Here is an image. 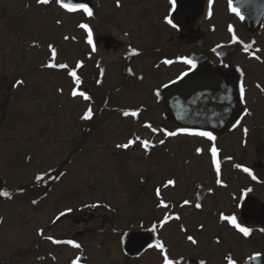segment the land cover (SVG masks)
I'll return each instance as SVG.
<instances>
[{
	"label": "flooded vegetation",
	"instance_id": "1",
	"mask_svg": "<svg viewBox=\"0 0 264 264\" xmlns=\"http://www.w3.org/2000/svg\"><path fill=\"white\" fill-rule=\"evenodd\" d=\"M85 3L92 10V16H88L83 10L68 12L67 9L61 8L56 0H50L47 5L39 4L34 0V3L25 4L26 10L19 13V18L11 17L3 20L6 23L5 27L16 35L17 45L10 59L8 57L4 60L9 61L10 64L7 71L0 73L2 142L16 140L11 136L14 134L13 131L7 129L6 125L12 114L23 113L29 83L27 77L23 75L32 64L30 59L29 62L26 59V51L31 45L38 46L41 43L39 38L26 39L22 33L23 20L20 18L28 10H31L32 18H35L36 22H48L43 19L48 17L52 7L56 8V13L58 10L70 15L82 13L83 20H77L73 26L83 32V44L87 47V59L82 65L86 67V76L88 72L93 71L87 80L93 87L91 89L95 91L92 92L91 89L87 91L90 96V101H87L94 105L101 100H103L102 104L105 102L110 104V94L127 86L126 83H119L112 89L105 83L108 66L122 63L107 62L103 55L109 54L117 55V60L126 62L129 60L132 63L136 61L134 66L127 67L128 73L125 77L128 81L138 79L144 82L145 68L153 70L154 64L160 74H164L160 70L162 66L176 70L177 82L212 75L217 83L219 81L224 84L225 90L222 93L213 90L212 86L216 84L214 83L210 86L206 84L204 90L198 87L197 91L192 89L185 91L188 93L186 95L188 101L182 99L185 104L187 102L190 104L188 111L190 118L206 124L191 126L186 123H176L172 117L166 92L177 82L171 83L169 76L168 80H164L165 82H160L158 77H150L145 85L147 92L155 94V106L165 103L168 109L162 116L168 126L162 128V132H157V135H162V139L183 138L178 187L175 188V184L165 187L167 181L173 179L163 178L160 175L149 177L151 169L145 171L136 165L137 167L131 169V175H138L137 182L140 184L147 177V184L135 187L131 194L134 197L133 202L141 203V211L146 209L148 218L147 222L140 217L125 222L128 220L126 216H129V211L126 212L127 207L122 204L130 205L120 202L123 194L130 193L125 176L113 171L108 173V178L92 181L87 175V179L81 180L85 186L83 198H78L81 201L86 200L89 197V190L96 188L92 193H97L101 198V201L97 202L99 206L92 208L86 207L90 204H85L77 207L76 210L72 204H67L68 207L64 208L66 209L64 211L50 212L53 216L51 222L47 225L38 224L35 234H32L33 242L36 243L13 245L23 251H15L11 254L13 256L18 254L16 258L18 262L10 260L6 263L29 264L21 259L26 258L27 253L31 252V259L34 261L59 264V255L53 250L60 248L62 254L75 251L74 255L68 256L69 259L65 264H163L165 254L174 261L178 260L180 264H200L202 260L206 261V264H228V257H231L235 264H264V232L260 231L264 228V90H262L264 89V0H232V7L240 9L241 15L244 16L243 20L231 11L229 0H211V5L209 0H175V6L171 0H119V6L117 0H85ZM109 3L114 7V10L113 8L108 10L110 14H115L113 22L110 15L107 19L109 21L102 18L101 9ZM209 11H211L210 16ZM169 19L176 27H172L167 22ZM70 22L72 24L73 20ZM81 24H87L92 29L95 51H92L93 46L87 43V29L81 28ZM230 27L232 31H229ZM1 31L4 35L2 38L5 39V29L2 27ZM233 34L237 37L235 42L232 39ZM134 39H139L144 44L137 46ZM245 44L251 45L248 52L243 50ZM146 45L147 48H144ZM133 50L138 54L132 55ZM256 56L260 59L257 60ZM28 58L32 57L28 56ZM166 59L171 60L172 63H163ZM184 59L193 60L196 68L190 71L191 66L185 64ZM139 62L143 64L140 69L136 66ZM41 69L40 65H35L29 71L38 73ZM73 70L72 67L69 72ZM94 70H97L96 74ZM186 71L189 73L188 76L178 80L177 78ZM155 80H158L157 84H154ZM17 81L23 83L17 85ZM241 82L245 88L243 102L239 93ZM152 84L156 86L151 89ZM219 86L218 83L217 87ZM157 90L159 96L156 95ZM220 96L225 98L231 96L232 99L225 101L220 99ZM102 104H100L101 108L104 107ZM153 106L154 103L151 102L141 103L139 107L149 110ZM245 108L250 114L245 115ZM184 119L186 118L182 120ZM18 126H21V122ZM171 127L172 131L177 132L181 128L210 131L216 140L209 141L205 137L183 133L175 137H166L164 132ZM244 128L248 129L247 135L244 133ZM150 134L152 135V132ZM149 137L146 136L142 140L149 141ZM156 137L154 135V139ZM213 144L218 150L217 159L221 167L219 176L215 172L209 151ZM197 148L202 149V153L198 154ZM7 153L11 158L16 150L3 151L0 147V193H9L8 196L0 195L1 208L10 202L33 200L36 197L33 192L27 191V185L7 184L3 171H13L10 168L12 160L10 158L7 161L2 160ZM236 165L241 167L238 168ZM102 166L106 165L102 164ZM244 167L249 168L257 179L253 180L248 173H245ZM93 171L96 173L95 170ZM140 172L143 174H139ZM67 174V170L59 169L58 172L52 168L40 179H33L34 187L38 189L35 194H40L39 191L45 189V192L40 194V198H35L36 210H42L38 208L42 205L43 199L53 190V185L62 183ZM218 179L221 181L220 184L217 183ZM101 182L105 184L98 187L97 184ZM50 185L51 187H48ZM249 188L252 191L244 195ZM157 189L160 190L159 196ZM186 200L189 203L185 205ZM161 201L168 207L160 205ZM196 204H200L201 207L196 208ZM62 212L65 215L61 216ZM221 213L235 215L242 226L253 229L250 236L244 237L227 221H221L219 219ZM166 215L171 219L161 227V221ZM177 215L180 217L179 220L175 219ZM3 216L4 211L0 210V225ZM173 221L177 223L174 224L176 227L171 229L169 225ZM153 225L156 226L155 231H152ZM181 226L186 231H182ZM126 233L131 235L133 243L124 241ZM188 236H193L198 243L191 244L187 240ZM47 237L63 241L72 240L80 247L76 248L64 243L54 244ZM2 238L6 239V236L3 234ZM97 238L100 239L99 243L93 244L92 240ZM157 240L164 244V252L155 247L148 248V244L155 245ZM92 244L96 251L91 249ZM7 245L10 247L8 241ZM13 246L10 248L11 251Z\"/></svg>",
	"mask_w": 264,
	"mask_h": 264
},
{
	"label": "rangeland",
	"instance_id": "2",
	"mask_svg": "<svg viewBox=\"0 0 264 264\" xmlns=\"http://www.w3.org/2000/svg\"><path fill=\"white\" fill-rule=\"evenodd\" d=\"M31 3H34V0H0V73L7 71L10 64L9 61L5 62L4 60L8 57L10 59V55L17 45L15 42L17 41L16 35L12 30H8V27H5L6 23L3 20L11 17L19 18V13L26 10L25 4ZM112 8L114 10V7L109 3L101 9L103 10L102 18L105 21H109L107 20L108 15L111 17V22L115 20V14H110L108 11ZM55 9L52 7L48 17L43 19L48 20V22H36L35 18H32L31 10L26 11L25 15L20 18L23 20L21 26L24 37L26 39L39 38L41 43L38 46L31 45L30 49L26 51V59L28 62L30 59L32 64L23 75L25 78L27 77L29 82L23 113L15 112L12 114L6 125L7 129L13 131L14 134L10 135L16 140L2 142L0 139V147L3 151L16 150L15 155L11 158L7 153L2 159L3 161H7L9 158L12 160L10 168L13 171H3L7 184H20L19 186L31 184L34 186V177H43L49 169L57 168L60 165H63L62 169L67 170L68 174L62 183L53 185V190L43 199L41 205L43 207L39 206L38 208H42L41 211L35 209L37 201L36 204L33 201L37 197L40 198V194L45 192V189L39 191L38 196L35 194L38 190L35 187L27 190L36 196L33 200H18L3 205V208L0 207V210L4 211L0 232L6 236L5 239L0 235L1 264L8 263L10 260L18 262L16 259L18 254L16 256L11 254L23 250H19L18 246L13 245L18 243H29L30 245L32 243L33 245L36 243L33 242L34 235L32 234H35V228L38 224L47 225L51 222L53 216L50 212L64 211L66 210L64 208L68 207L67 204H72L77 210L79 206L97 204L101 201L97 193H92L96 188L89 190V197L86 200H79V198H83V188L85 187L81 180L87 179V175L92 181L108 178V173L113 171L120 172L125 176L128 184L127 189L130 191L128 194H123L120 199L121 203L130 204L128 206L122 204L127 207L126 212L129 211V216H126L128 220L125 222L134 221L138 217L147 222L148 218L145 213L146 209L141 211V203L133 202L134 197L131 194L135 187L147 184V177L140 184L137 182L138 175H131L130 171L137 167L136 165L145 171L148 168L151 169L149 177L160 175L163 178L173 179L175 188L179 185V162L184 147L183 138L163 139L165 143L163 145L159 143L163 136L157 135V132H162V128L168 126L162 117L168 109L165 103L155 106V94L147 92L145 88L150 77H158L159 81L163 82L168 80L167 77L169 76L170 81H173L178 75L177 71L171 67L162 66L160 70L164 74H160L153 64V70L145 68L144 82L138 79L128 81L125 77V74L128 73L127 67L128 65L129 67L130 65L134 66L136 61L132 63L129 60L128 62L117 60L118 56L114 54L103 55L109 63L122 62L115 66H108L107 79L105 80L107 86L112 89L119 83H126L127 86L114 94H110V104L107 102V105H103L104 107L100 111V103L103 100L94 105L89 102L90 100H84L81 96L73 97L71 95L74 89L77 92L83 91L88 95L87 91L93 88L87 80L93 71L92 73L88 72L89 75L86 76V67H77L78 63H84L87 59V47L83 44L82 39L83 32L73 26L77 20H83L82 13L70 15L60 10L56 13ZM71 20H73L72 24ZM2 27L5 29V39L2 38L4 36L1 31ZM46 27L48 29H45ZM131 33L134 32L131 31ZM121 40L125 41L126 39ZM134 40L137 46L144 44L139 39ZM47 44L48 49H46ZM49 45L57 51L54 61L50 57ZM144 48H147V45ZM28 56L32 58H28ZM49 62L64 63L68 67L65 69L48 68L45 65ZM35 65L42 67L38 73L29 71ZM142 65L140 62L136 63L138 69ZM72 67L77 76L81 78L80 85H76L74 78L69 75ZM96 73L97 70H94V74ZM157 83L158 80H155L154 84ZM154 86L156 85L152 84L151 89ZM91 90L92 92L95 91ZM105 94L103 93V95ZM151 102L154 103V106L149 110H143L139 107L141 103ZM89 107L93 111V117L84 120L82 116ZM1 110L0 116L2 115ZM97 110L99 111L98 116H96ZM125 111H137L139 114L136 117H125L123 115ZM19 122H21V126H18ZM147 124H151L153 128H157L159 131L153 133L150 128L145 126ZM166 130L172 131L173 128ZM154 135L157 136L156 139H154ZM146 136H150L149 142L155 147L145 149L138 140L127 149L116 147V145L127 143L129 140H136L137 137L142 140ZM12 153L14 154L13 151ZM102 164L106 166L103 167ZM139 174H143V172ZM104 184L101 182L97 186L102 187ZM120 202L118 201V203ZM176 223L177 221H173L169 228L174 229ZM99 240L98 238L92 240V243L98 244ZM7 241L10 243V247L9 244L7 245ZM93 244L91 249L96 251ZM11 246H13L12 251L10 250ZM58 249L53 250V252L59 255V264H65L69 259L68 256L75 254V251L62 254V250ZM31 255V252H28L26 258L21 260L29 264H51L48 261H34L31 259Z\"/></svg>",
	"mask_w": 264,
	"mask_h": 264
},
{
	"label": "snow or ice",
	"instance_id": "3",
	"mask_svg": "<svg viewBox=\"0 0 264 264\" xmlns=\"http://www.w3.org/2000/svg\"><path fill=\"white\" fill-rule=\"evenodd\" d=\"M56 2L60 4L61 8L67 9L68 12H76V11H78V10H83V12L87 13L88 16H92V15H93L92 10H91L86 4H70V3H69V4H65V3H62L61 0H56ZM37 3L42 4V5H47V4L50 3V0H37ZM171 3L173 4V6H175V0H171ZM209 4L211 5V0H209ZM117 6H119V0H117ZM229 7H230L231 11H232L236 16H238L241 20L244 19V16L241 15V13H240V9H239V8H236V7H232V0H229ZM208 14H209V16H210V15H211V11H209ZM167 22H168L169 24H171L172 27H176V25L173 24V22H172L171 19H169ZM57 23H59V21H57ZM80 27H81V28H84V29H87V43H88L89 45H92V46H93V47H92V51H95L96 48H95V45H94V43H93V33H92V29L89 28V26H88L87 24H81ZM229 31H232L231 27L229 28ZM65 39H67V37H65ZM232 39H233L234 42L236 41L237 37L235 36V34H233ZM49 47H50V49H51V58H52V60L54 61L55 58H56V55H57V51H56V49H55L54 47H52L51 45H49ZM250 47H251V45H249V44H245L243 50H244L245 52H248L249 49H250ZM131 54H132V55H136V54H138V53H137L135 50H133V51L131 52ZM255 58H256L257 60L260 59L259 56H256ZM183 62H184L185 64L191 66V68L189 69L190 71H191V69H195V68H196V64H195V62H194L193 60H190V59H184ZM163 63H165V64H171L172 61L166 59V60L163 61ZM45 66L48 67V68H60V69H65V68L68 67L67 64H64V63L56 64V63H54V62H49V63L46 64ZM82 66H83L82 63H78V64H77V67H82ZM226 66H227V65H226ZM129 71H130V70H129ZM238 71H239V69H238ZM188 74H189V73H188L187 71H186V72H183V73L181 74V76H179L177 79H178V80H181V79H183L184 77L188 76ZM69 75H70L72 78H74L76 85H80V84H81V82H82V81H81V78H80L79 76H77V74H76L75 71H71V72H69ZM242 75H243V73L241 72V76H242ZM176 82H177V81H175V80H174V81H171V83H176ZM22 83H23V81H17V82H16L17 85H20V84H22ZM164 87H167V85H164ZM258 87H259V85H258ZM262 90H264V89H262ZM239 93H240V99H241V101L243 102L244 99H245V88H244V85H243L242 82H241L240 85H239ZM71 95H72L73 97L81 96V97H83L84 100H89V99H90V96L86 95L85 92H83V91L77 92L75 89L71 92ZM156 95H157V96L160 95V93H159L158 90H157V92H156ZM244 113H245V115L250 114L246 108L244 109ZM138 114H139V113H138L137 111H131V112L125 111V112L123 113V115H124L125 117H128V116L136 117V116H138ZM92 117H93V111H92V109L89 107V108L87 109V111L84 112V114H83V116H82V119H84V120H89V119H91ZM145 126L148 127V128H150L151 131H152L153 133H156L157 131H159L157 128H153L151 124H147V125H145ZM181 133H183V134H188V135H193V136L205 137V138H207L209 141H215V140H216V137H215V136L213 135V133L210 132V131H193V130H190L189 128H181V129H179V132H177V131H165V132H164V135H165L166 137H175V136H177V135H179V134H181ZM244 133H245V135H247V133H248V129H247V128H244ZM137 140L141 143V145H142L143 148H145V149H148L149 147H155V145H151L150 142H149L148 140H140L139 137H137L136 140H129L127 143H124V144H118V145H116V147H117V148H122V149H127V148H129L132 144H134ZM159 143H160L161 145H163V144L165 143V140L162 139V140L159 141ZM202 151H203V150L200 149V148H197V149H196V152H197L198 154H199V153H202ZM209 151H210V154H211V160H212V163H213V165L215 166V172H216L217 176H219V175H220V172H221V167H220V162H219V160L217 159L218 150H217L215 144H213V145L211 146V148H210ZM236 167L239 168V167H241V166H240V165H236ZM243 171H244L245 173H248V175H250L251 178H252L253 180H256V179H257V177H256L255 175H253L252 171H251L249 168L244 167V168H243ZM217 183L220 184L221 181L218 179V180H217ZM173 184H174V181H173V180H169V181H167V184L165 185V187H167V185H173ZM225 186H226V185H225ZM209 191H211V190H209ZM251 191H252V189H250V188L247 189L246 192L244 193V195H247V193H248V192H251ZM159 194H160V190L157 189V195L159 196ZM0 195L8 196L9 193H7V192H3V193H0ZM33 203H35V201H33ZM188 203H189V201H187V200L184 201V204H185V205L188 204ZM160 205H162V206L165 207V208L168 207V205H167V204H164L163 201L160 202ZM160 205H158V206H160ZM98 206H99L98 204L86 205V207H92V208H95V207H98ZM238 206H239V205H238ZM195 207H196V208H200L201 205H200V204H196ZM69 211H71V210H69ZM60 215L63 216V215H65V213L62 212ZM57 219H59V217H57ZM169 219H171V217L166 215V216L164 217V220L161 221V227H162L163 224L166 223ZM175 219L179 220L180 217L177 215V216L175 217ZM219 219H220L221 221H227V222H228V223H229V224H230V225H231L236 231H238L239 233L243 234L244 237H249L250 234H251L252 231H253V229H251V228H249V227L242 226L241 223H239V222L237 221V217H236L235 215H230V216H229V215H225V214L221 213L220 216H219ZM201 228H203V225H201ZM155 230H156V226L153 225L152 231H155ZM181 230H182V231H186V229H184L183 226H181ZM260 231H261V232H264V228H261ZM47 239L51 240L52 243H54V244H62V243H64V244H71V245H73V246L76 247V248H79V247H80L79 244L74 243V241H72V240L63 241V240L53 239L52 237H47ZM187 240L190 241L191 244H193V245H195V244L198 243V241H197L193 236H188V237H187ZM217 243H219V240H217ZM153 247H155V248L161 250L162 252L165 251V246H164V244H163L160 240H157L156 243H155V245H153V244H148V248H149V249H151V248H153ZM163 264H180V262H179L178 260H177V261H174L173 259H170V258L168 257V255L165 254V255L163 256ZM200 264H206V261H203V260H202V261L200 262ZM228 264H235V261H233V260L231 259V257H228Z\"/></svg>",
	"mask_w": 264,
	"mask_h": 264
},
{
	"label": "water",
	"instance_id": "4",
	"mask_svg": "<svg viewBox=\"0 0 264 264\" xmlns=\"http://www.w3.org/2000/svg\"><path fill=\"white\" fill-rule=\"evenodd\" d=\"M62 3L65 4H86L85 0H61ZM216 83L215 85H213L212 87H214L213 90H217L218 92L222 93L224 92L225 88H224V84L219 83V87H217V82L215 80V78L212 75L209 76H202L200 78H194L192 80H188L185 82H179L176 85L172 86L171 88H169L166 92V96L167 99L171 105V110H172V116L173 119L178 122V123H186L189 125H206L204 123H201L199 121H195L194 119L190 118L191 115L188 114L189 108H190V104L189 102H187L186 104L184 103V100L182 98H185V100L188 101V98H186V95L188 93H185V91H189L190 89H192L193 91H197L198 87L202 88L204 90L203 87H205L206 84H208L209 86ZM197 87V88H196ZM196 88V89H195ZM199 88V89H200ZM220 99L222 100H231L232 97H228L225 98L224 96H220ZM227 106V104H226ZM231 104L228 106V108L230 109ZM205 108V107H203ZM227 116V115H226ZM226 116H224V118H226ZM183 118H186L184 120H182ZM209 124V123H207ZM131 235L129 233H126L124 235V241L126 243H133V239L130 237ZM127 240V241H126Z\"/></svg>",
	"mask_w": 264,
	"mask_h": 264
},
{
	"label": "trees",
	"instance_id": "5",
	"mask_svg": "<svg viewBox=\"0 0 264 264\" xmlns=\"http://www.w3.org/2000/svg\"><path fill=\"white\" fill-rule=\"evenodd\" d=\"M62 167H63V165L58 166V167L56 168L57 171H58L59 169H61ZM33 187H34L33 185L28 184V185L26 186V189H27V190H31Z\"/></svg>",
	"mask_w": 264,
	"mask_h": 264
}]
</instances>
